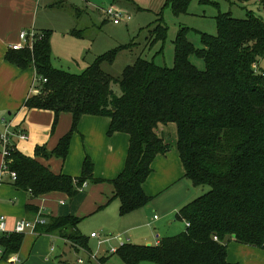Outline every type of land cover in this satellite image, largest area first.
<instances>
[{"label": "trees", "instance_id": "1", "mask_svg": "<svg viewBox=\"0 0 264 264\" xmlns=\"http://www.w3.org/2000/svg\"><path fill=\"white\" fill-rule=\"evenodd\" d=\"M192 1L168 0L167 5L179 17ZM259 2L264 8V0ZM216 24V35L202 33L201 48L188 40V29H181L174 42L172 68L138 58L121 77L105 72L103 66L112 65L128 46L98 56L81 74L52 66L50 30L37 32L40 38L33 50L7 53L10 64L35 69L37 92L25 101L27 110L53 112V129L62 113L73 116L71 130L54 150L38 147L34 158L11 151L8 169L17 175L16 188L28 192L30 201L59 193L71 202L86 182H106L94 177L90 157L78 177L55 174L37 158L66 160L82 117H107L111 119L108 136L116 132L130 136L125 168L108 181L119 200L120 215H128L152 201L143 185L156 157L170 151L157 130L159 125L175 124L185 178L203 190L176 215L190 226L156 246L125 244L116 256L124 264H234L228 261L232 241L264 251V21L246 9L243 19L219 13ZM71 33L83 37L77 29ZM153 34L154 42L164 41L167 28L159 25ZM191 56L204 61V71L190 61ZM114 86L120 87V95ZM27 211L39 212L33 205ZM81 221L70 215L50 217L38 231L85 246L92 256L88 239L79 231ZM23 241L24 235L4 237L2 260L18 253ZM109 259L101 258L98 264H108Z\"/></svg>", "mask_w": 264, "mask_h": 264}, {"label": "crops", "instance_id": "2", "mask_svg": "<svg viewBox=\"0 0 264 264\" xmlns=\"http://www.w3.org/2000/svg\"><path fill=\"white\" fill-rule=\"evenodd\" d=\"M39 1L42 0H0V132L5 131L7 124H9L12 132L22 131L26 133L28 140L14 139V146L16 150L33 158L38 147L44 146L48 151L54 150L61 138L71 130L73 124L72 114L62 113L57 127L53 129L55 120L53 112L27 110L24 107L25 101L37 92L35 90L37 82L35 69L22 70L7 62L5 58L6 54L11 51L10 46L20 42L21 32L36 31L40 33L47 30L37 28L39 21L35 19V14L38 12ZM103 12L105 15V10ZM110 125V118L83 116L78 131L73 136L66 160L56 157L37 158L42 165L48 167L55 174L78 177L82 173L85 158L90 157L94 163V177L106 182L96 184L87 182L86 188L79 195L91 187L98 188L97 190L91 189V191L92 194L96 193L100 197L98 200L99 210L118 200L114 198V188L108 181L118 178L123 172L130 142V136L125 133L116 132L108 136ZM157 135L170 145V151L156 157L152 164L153 172L143 185L146 195L152 197V201L141 209L120 216L121 227H127V231H130L131 235V238L125 242L120 237L121 244L158 245L162 239L161 235L154 234L152 238H143L141 233L144 234V231L139 232L138 230L145 227L171 226L172 222L179 221L176 215L180 209L202 194L201 190L197 191L199 187H195L185 178V170L177 149L176 125H159ZM4 162L5 158L0 142V215L7 217L10 229L14 228L17 221L36 216L34 212L27 211L28 205L35 206L39 210L38 214L44 216L46 221L50 217L76 216L71 209H64L63 215H54L48 213L41 205L46 198L61 195L66 198L69 205L73 206L79 195L71 202L65 194L59 193L30 201L29 193L17 189L11 174L3 171ZM199 194L200 196H198ZM109 199L111 201L107 203ZM164 199L168 205L161 208L157 203ZM66 202L63 201L61 204L64 206ZM100 207L103 208L100 209ZM117 209H120V203L117 204ZM41 210L46 215H42ZM158 212L162 213L163 220L154 223L160 220L156 219L157 216L154 215ZM168 217H172L173 221L170 218L167 220ZM154 237H156V241H154ZM90 239L97 240L91 235ZM53 244L64 246L63 254L59 258L60 263L63 264L62 258H65L64 254L71 247V244L57 235L40 234L38 228L36 231L24 235V241L18 253L10 255L7 260H2L0 255V264H20L21 262V264H50L51 251L55 250L52 247ZM89 250L92 256L86 250L79 261L83 262L81 264H98L91 249ZM112 256L114 255L108 257V259L110 258L108 264ZM14 259H18L19 262L14 263ZM228 261L234 264H264V251L232 241L228 245Z\"/></svg>", "mask_w": 264, "mask_h": 264}, {"label": "rangeland", "instance_id": "3", "mask_svg": "<svg viewBox=\"0 0 264 264\" xmlns=\"http://www.w3.org/2000/svg\"><path fill=\"white\" fill-rule=\"evenodd\" d=\"M206 1V3H201L200 0H193L188 12L177 17L173 13L172 6L167 5L168 0H42L39 1L40 5L35 19L39 21L37 26L39 30L45 28L52 32L51 48L54 68L81 74L98 56L119 47L128 46L129 49L122 51L112 65L105 64L103 66L105 72L115 77H121L124 69L133 65L138 58L153 60L160 66L172 68L175 55L174 42L180 30L188 29V40L197 48H201L202 33L217 34L216 17L219 13H232L235 18L243 19L246 17V9H248L264 21V8L259 0H251L247 4L239 2L230 4L226 0ZM110 8L121 15L131 16V20L118 25L114 24L113 19L104 15L103 12ZM159 25L167 28V36L164 41L154 42L153 31ZM75 29L80 31L83 37L72 34L71 31ZM190 61L199 70H205V63L202 59L191 56ZM113 90L116 94H121L119 86H114ZM91 189L97 190L98 188L91 187L85 193L80 194L73 206L69 205L66 198L61 195L46 198L41 206L48 213L54 215H63L64 209H71L74 215L82 218L78 225L80 233L88 239V245L95 260L98 261L97 257L100 258L104 255V259L110 257L112 255L110 251L113 248L120 249V237L125 242L131 238V235L130 231H127V227H121V215L117 209L119 200H115L112 204L99 210L98 200L100 197L96 193L92 194ZM200 190L202 193V188H197V191ZM63 201L66 202L64 206L61 204ZM157 205L165 208L168 202L164 199ZM40 213L46 215L43 210ZM37 215L39 216V214ZM154 215L160 219L154 223L163 220L161 212ZM169 218L173 221L172 217L166 219L169 220ZM33 219L28 218V220ZM185 229L186 225L178 221L172 222L169 227H145L138 231H144V234L141 233L143 238H152L154 234L167 238L176 236ZM92 233L98 234L100 238L89 240ZM153 239L156 241V237ZM69 243L71 247L67 249L64 254L65 258H62L61 262L63 264H81L79 259L82 258L81 255L86 252L87 248ZM52 247L55 249L54 251H51ZM52 247L50 248V264H61L59 258L63 254L64 246L53 244ZM113 255L109 264H124L116 256V253Z\"/></svg>", "mask_w": 264, "mask_h": 264}, {"label": "built area", "instance_id": "4", "mask_svg": "<svg viewBox=\"0 0 264 264\" xmlns=\"http://www.w3.org/2000/svg\"><path fill=\"white\" fill-rule=\"evenodd\" d=\"M105 15L108 17H111L113 19L114 24L118 25L122 22H129L131 20V16L129 15H121L118 12H116L113 8L105 10ZM40 38V35L36 31H23L20 34V42L18 44H12L10 46V50L13 51H21L25 49L33 50L34 43ZM5 123V121H4ZM14 139L26 141L28 140V135L22 131L19 132H12L10 129V125L7 124L6 130L3 132H0V142L2 144V152L3 156L5 158V162L3 165V171H6L11 174V177L14 182L17 180V175L15 172H10L8 169V164L11 156V151H13L15 148L14 146ZM87 182L83 185L81 188V191L86 188ZM157 219V217H155ZM47 223L46 219H44L41 215L34 218L33 220L28 219H21L15 223V226L13 229H10L8 226V219L4 215H0V255L2 256L4 254V248L1 244V240L9 235L12 234H18V235H25L30 232L36 231V229L39 226L45 225ZM186 227H189L190 224L187 222ZM92 238L99 239L100 236L96 233L91 234ZM217 240V238H215ZM121 241V238L119 239ZM125 244H121V247ZM118 249L113 248L110 253L115 254ZM14 263L19 262L18 259H14ZM80 263H83L80 261Z\"/></svg>", "mask_w": 264, "mask_h": 264}]
</instances>
